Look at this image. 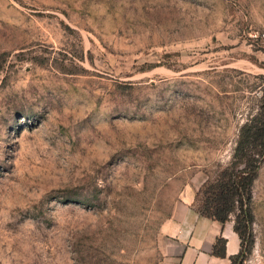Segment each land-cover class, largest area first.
Instances as JSON below:
<instances>
[{
    "label": "rangeland",
    "instance_id": "1",
    "mask_svg": "<svg viewBox=\"0 0 264 264\" xmlns=\"http://www.w3.org/2000/svg\"><path fill=\"white\" fill-rule=\"evenodd\" d=\"M263 30L264 0H0V264H158L259 109ZM251 211L264 264V161Z\"/></svg>",
    "mask_w": 264,
    "mask_h": 264
},
{
    "label": "trees",
    "instance_id": "2",
    "mask_svg": "<svg viewBox=\"0 0 264 264\" xmlns=\"http://www.w3.org/2000/svg\"><path fill=\"white\" fill-rule=\"evenodd\" d=\"M263 161L264 86L261 89L259 109L241 126L229 163L214 179L207 180L194 195L196 207L193 209L198 215L220 224L233 218V230L239 237L240 250L230 257L231 264H242L251 250L252 187ZM225 243L223 238H217L212 255L224 258Z\"/></svg>",
    "mask_w": 264,
    "mask_h": 264
},
{
    "label": "crops",
    "instance_id": "3",
    "mask_svg": "<svg viewBox=\"0 0 264 264\" xmlns=\"http://www.w3.org/2000/svg\"><path fill=\"white\" fill-rule=\"evenodd\" d=\"M194 195H182L173 203L170 217L162 226L165 241L158 264H231L230 257L240 250L233 221L220 224L198 215L192 206ZM217 238L226 242L224 258L212 255Z\"/></svg>",
    "mask_w": 264,
    "mask_h": 264
},
{
    "label": "built area",
    "instance_id": "4",
    "mask_svg": "<svg viewBox=\"0 0 264 264\" xmlns=\"http://www.w3.org/2000/svg\"><path fill=\"white\" fill-rule=\"evenodd\" d=\"M260 38H262V40H264V30L260 33Z\"/></svg>",
    "mask_w": 264,
    "mask_h": 264
}]
</instances>
